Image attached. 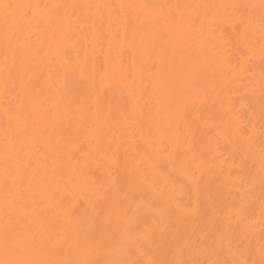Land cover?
<instances>
[{"label":"bare ground","instance_id":"1","mask_svg":"<svg viewBox=\"0 0 264 264\" xmlns=\"http://www.w3.org/2000/svg\"><path fill=\"white\" fill-rule=\"evenodd\" d=\"M15 260L264 264V0H0Z\"/></svg>","mask_w":264,"mask_h":264},{"label":"snow or ice","instance_id":"2","mask_svg":"<svg viewBox=\"0 0 264 264\" xmlns=\"http://www.w3.org/2000/svg\"><path fill=\"white\" fill-rule=\"evenodd\" d=\"M10 252L15 251V249L9 248ZM0 264H65V262H52V261H42V260H31V261H8V262H0ZM88 264H97V262H88Z\"/></svg>","mask_w":264,"mask_h":264}]
</instances>
